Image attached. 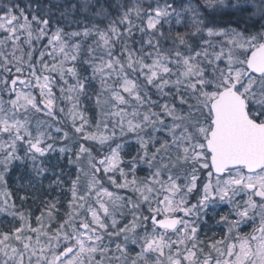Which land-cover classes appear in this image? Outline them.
Here are the masks:
<instances>
[{
  "label": "snow or ice",
  "instance_id": "6c2138e0",
  "mask_svg": "<svg viewBox=\"0 0 264 264\" xmlns=\"http://www.w3.org/2000/svg\"><path fill=\"white\" fill-rule=\"evenodd\" d=\"M0 264H264V0H0Z\"/></svg>",
  "mask_w": 264,
  "mask_h": 264
}]
</instances>
